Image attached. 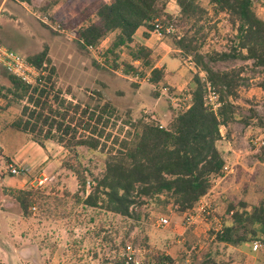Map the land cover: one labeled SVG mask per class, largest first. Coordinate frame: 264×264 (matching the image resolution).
Returning <instances> with one entry per match:
<instances>
[{
    "label": "rangeland",
    "instance_id": "1",
    "mask_svg": "<svg viewBox=\"0 0 264 264\" xmlns=\"http://www.w3.org/2000/svg\"><path fill=\"white\" fill-rule=\"evenodd\" d=\"M94 0H31L30 4L0 0V42L24 57L48 51L56 67V84L67 100L93 104L97 99L115 106L121 120L146 119L167 127L173 116L188 104L186 93L195 74L192 57L182 58L173 43L175 37H187L200 53H228L235 41V31L225 13L217 14L209 0H198L201 11L192 19L169 22L173 31L149 42L166 77L154 88L140 76L112 71L104 63L102 52L111 42L108 36L98 50H84L75 33L62 29L78 12ZM55 2V3H54ZM159 5L174 18L180 16L177 0H159ZM254 10L264 19V0H255ZM54 20V21H53ZM142 29L137 33L141 36ZM154 36V35H153ZM215 71L232 75L236 88V119L221 128L223 139L217 147L225 160L226 171L215 179L207 196L212 206L197 214L193 224H185V213L170 204L149 201L133 207L131 218L114 215L101 208H84L78 199L75 174L67 168L70 154L48 141V159L37 166L28 158L14 157L26 148V134L4 129L20 115L23 102L11 96L10 107L0 109V264H100L123 254V245L134 248L140 262L152 263L153 257L165 254L175 264H264V246L253 251L254 242L229 245L220 243L216 233L220 224L230 222L229 204L244 202L248 209L264 201V70L252 60L230 59L212 63ZM7 72L0 66V89L11 88ZM204 78V73H200ZM94 92H99L98 98ZM158 94V95H157ZM207 96V94H206ZM215 100V99H214ZM7 101L0 99V107ZM117 132L127 128L119 123ZM30 138V136H29ZM79 160L94 175L105 169L106 154L80 148ZM30 168L28 176H13L8 165ZM31 166V167H30ZM39 185L38 180L44 181ZM34 193V204L25 216L13 191ZM90 188L87 187V193ZM170 224L160 227L159 219Z\"/></svg>",
    "mask_w": 264,
    "mask_h": 264
},
{
    "label": "trees",
    "instance_id": "2",
    "mask_svg": "<svg viewBox=\"0 0 264 264\" xmlns=\"http://www.w3.org/2000/svg\"><path fill=\"white\" fill-rule=\"evenodd\" d=\"M30 4L31 0H15ZM180 16L174 18L159 5V0H94L78 12L62 27L75 33L78 44L86 51L89 47L98 51L103 41L113 38L102 52L105 65L121 70L128 76H140L154 88L163 83L164 66H158L154 51L145 42L154 32L159 21L164 27L169 22L192 20L200 11L198 0H177ZM55 3V2H54ZM213 10L225 13L235 31V41L227 53H200V49L187 37H175L173 43L182 58L192 57L199 71L186 91L191 105L178 111L167 127L146 119L121 120L115 106L97 99L93 104L72 102L56 84L57 70L48 57L47 49L28 57L39 71L34 85H28L8 74L11 88L0 99L23 102L20 115L7 123L4 129L30 136L41 148L53 141L71 156L67 165L78 182V199L84 208H101L124 218L133 216V207L149 201L170 204L180 213L197 207L207 196L215 179L225 175V160L217 143L223 139L221 128H227L235 119L231 102L236 84L228 72L215 71L211 66L230 59L252 60L264 70V19L254 10L255 0H209ZM54 21V20H53ZM142 29L141 36L137 33ZM200 73L205 77L201 78ZM218 95L219 106L211 108L205 103L207 85ZM94 94L101 98L99 92ZM158 95V94H157ZM119 123L127 128L123 136L118 133ZM80 148L105 152L107 158L101 175H94L79 160ZM87 187L90 188L87 193ZM25 216L34 204L32 191H13ZM227 214L231 221L221 224L216 233L220 243L241 245L259 243L264 246V201L248 209L229 204ZM117 254L113 260L100 264H135L126 254ZM147 264V263H141ZM149 264H175L161 253Z\"/></svg>",
    "mask_w": 264,
    "mask_h": 264
},
{
    "label": "built area",
    "instance_id": "3",
    "mask_svg": "<svg viewBox=\"0 0 264 264\" xmlns=\"http://www.w3.org/2000/svg\"><path fill=\"white\" fill-rule=\"evenodd\" d=\"M173 31V26L168 25L164 27L159 21H156L154 24V32L152 35L158 38H162L166 34H170ZM89 50H93L92 47H89ZM0 66L10 75L17 77L22 82L28 85H34L37 81L39 76V71L37 68L29 62L28 58L24 57L23 55L8 49L0 42ZM207 96L205 95V103L213 109H216L219 106L218 103V95L216 91L207 85ZM215 99V100H214ZM186 100L189 101L186 107L183 109H187L191 105V96L187 95ZM9 173L13 176H28L30 173V168L25 166H15L13 163L8 165ZM226 171V167H225ZM47 179L45 178L44 181L38 180L39 185L43 184ZM208 196V195H207ZM207 196L203 197L200 202L198 203L197 207L185 213V224L190 226L193 224V221L197 214L200 213H207L209 212L210 208L212 207L209 202H207ZM160 227H166L170 224L168 218L163 217L159 219ZM221 229V224H220ZM261 247L259 243H254L253 251L256 252L258 248ZM124 253L126 254L128 260L133 261L135 264H141L136 255L134 248L131 245L126 244L124 247Z\"/></svg>",
    "mask_w": 264,
    "mask_h": 264
},
{
    "label": "crops",
    "instance_id": "4",
    "mask_svg": "<svg viewBox=\"0 0 264 264\" xmlns=\"http://www.w3.org/2000/svg\"><path fill=\"white\" fill-rule=\"evenodd\" d=\"M155 38V36L151 35L150 38L145 42V45L148 46L149 48H151V46H149V42L152 41ZM152 49V48H151ZM158 66H163L162 64L157 63ZM26 137H28L29 142L27 143L26 148H24L22 151H20L15 157L14 160L17 161L16 163L20 162L21 160H23V158H28V163L32 166H37L40 165L41 163L45 162L48 159V152H46V150L44 148H41L40 146H38L36 143H34L31 138H29L28 135H26ZM47 144H45V147ZM3 154L5 153L3 147L0 145ZM24 164V163H21ZM31 167V166H30Z\"/></svg>",
    "mask_w": 264,
    "mask_h": 264
}]
</instances>
